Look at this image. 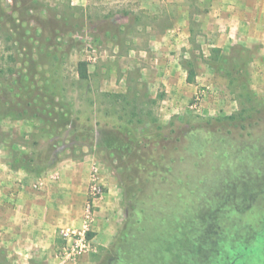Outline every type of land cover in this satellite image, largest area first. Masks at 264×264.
Segmentation results:
<instances>
[{"label": "rangeland", "instance_id": "1", "mask_svg": "<svg viewBox=\"0 0 264 264\" xmlns=\"http://www.w3.org/2000/svg\"><path fill=\"white\" fill-rule=\"evenodd\" d=\"M188 1L0 0V264H264V45H217Z\"/></svg>", "mask_w": 264, "mask_h": 264}, {"label": "crops", "instance_id": "2", "mask_svg": "<svg viewBox=\"0 0 264 264\" xmlns=\"http://www.w3.org/2000/svg\"><path fill=\"white\" fill-rule=\"evenodd\" d=\"M168 1L185 2V0ZM188 3V7L191 5V8L187 9L198 13L196 20L202 22V28L212 31L213 42L217 45L221 47H224L225 44L235 43L264 45V0H189ZM200 12L206 14L202 15ZM185 26L186 28L189 27L188 24ZM63 191L65 193L59 196L56 202L57 209L54 210L55 215H53L55 219L70 216L69 213L65 215L64 212L73 208V204L78 205V202H83L85 198L84 192L79 197L80 199L77 198L75 201L70 185H67ZM18 202L20 208L23 209V205L26 206L29 201L18 200ZM27 212V210L20 212V220L32 219L39 221L44 215L38 214L37 211H35V217L32 215L33 211L29 212L28 215H24ZM16 217H18L17 214ZM28 225L33 227L37 234L42 233L41 228L36 226L34 228V225L28 221L24 226L25 229L27 228L26 232H31Z\"/></svg>", "mask_w": 264, "mask_h": 264}, {"label": "built area", "instance_id": "3", "mask_svg": "<svg viewBox=\"0 0 264 264\" xmlns=\"http://www.w3.org/2000/svg\"><path fill=\"white\" fill-rule=\"evenodd\" d=\"M101 193V187H99L98 185H93L91 187V197L89 199L91 201H87L85 206V213L87 218L91 216V202ZM73 234L76 233L74 231H69L68 229L60 230V235L67 241V244L69 243L68 245L70 250L68 251V256L75 261L85 252L86 241L84 235L81 232L78 233L80 236L78 239H74Z\"/></svg>", "mask_w": 264, "mask_h": 264}, {"label": "flooded vegetation", "instance_id": "4", "mask_svg": "<svg viewBox=\"0 0 264 264\" xmlns=\"http://www.w3.org/2000/svg\"><path fill=\"white\" fill-rule=\"evenodd\" d=\"M249 206L250 205H245L244 207H248L249 208ZM224 207H225V209H224ZM218 208H220V209H222L223 210V214H224V216L222 217V218H220V217H215V219H211V220H209V223L211 224V226L213 227V226H215V230H216V232H215V234H214V239H213V241H214V244H213V251L216 253V254H218L219 253V251H220V249H218V246H220V243L222 242L221 241V239L224 237L223 235H224V233H226L227 234V232L225 231V229L224 228H226V226H228V225H232L233 223H231L230 222V219L232 218V216H236V213L237 212H235V214L233 213H230V211H229V209L227 210V208H226V205L224 206V204L222 203L221 204V206H219ZM250 209V208H249ZM236 210V209H235ZM211 221V222H210ZM237 225H239L238 227H239V229H241V230H244V231H246V229L249 227V224L244 220V221H242V223H239V224H237ZM221 232V234L219 233L218 234V232ZM221 235V236H220ZM202 238V237H201Z\"/></svg>", "mask_w": 264, "mask_h": 264}, {"label": "trees", "instance_id": "5", "mask_svg": "<svg viewBox=\"0 0 264 264\" xmlns=\"http://www.w3.org/2000/svg\"><path fill=\"white\" fill-rule=\"evenodd\" d=\"M77 70H78V74H79V76L81 78H86L87 77V67H86V63L84 61H80L78 63V69ZM193 80H194V73H193V71L190 70L188 72L187 81L190 82V83H192ZM23 158H25V156H23ZM30 160H34V161L37 160V161H39L40 158L38 156H36V157H30ZM37 161L35 162V165L41 167L42 164L38 163ZM46 162H48V161H46ZM12 166L13 165H11V167ZM13 168H27V165H25V164H18V166H14Z\"/></svg>", "mask_w": 264, "mask_h": 264}]
</instances>
